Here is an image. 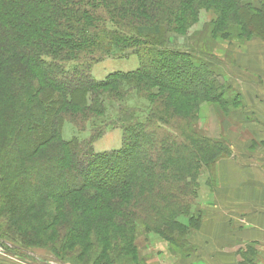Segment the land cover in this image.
<instances>
[{"label":"trees","instance_id":"obj_1","mask_svg":"<svg viewBox=\"0 0 264 264\" xmlns=\"http://www.w3.org/2000/svg\"><path fill=\"white\" fill-rule=\"evenodd\" d=\"M202 9L240 23L235 33L217 19L211 26L220 38L248 33L264 40V0H0V242L28 250L21 225L36 202L56 201L57 211L84 194L87 212L106 213L116 235L129 222L135 230L138 217L192 254L188 238L205 213L192 201L199 178L230 150L176 118L193 120L198 102L241 103L237 94L228 97L231 87L206 62L209 55L169 45L168 31L187 32ZM130 55L139 58L134 71L92 77L97 63ZM69 120L89 130L66 140ZM113 129L122 132L121 147L93 151ZM132 235L118 248L130 257Z\"/></svg>","mask_w":264,"mask_h":264},{"label":"rangeland","instance_id":"obj_2","mask_svg":"<svg viewBox=\"0 0 264 264\" xmlns=\"http://www.w3.org/2000/svg\"><path fill=\"white\" fill-rule=\"evenodd\" d=\"M214 11L213 9H202L198 14L196 22L187 32L168 31V37L171 36L169 45L176 46L177 48L189 47L199 52L196 53L197 57L199 54L201 56L203 54L209 55L205 57L206 62L222 78L223 76L226 77L229 85L231 84V90L228 94V97L231 98L236 93L233 90L232 74L229 69L233 66H239L247 54L256 56L259 50H263V48H258L257 45H262L264 40L248 33H242L240 36L233 34L227 39L220 38L218 34L213 33L215 28L211 26L217 19L224 22L223 26L226 29L228 28L235 33L238 32L240 23L233 21L231 25L227 24L226 20H221L218 15L219 12ZM168 28L170 29L171 26H168ZM250 28L254 30L252 26ZM139 65V58L136 55H130L126 59L108 58L94 65L91 74L94 79L103 80L110 73L132 72ZM184 103V110H187L186 108L189 105L187 101L182 102V104ZM191 109L195 110L194 119L176 118L179 123L181 122L182 125L185 124L188 127L189 125L194 127L196 132L203 134L204 137H208L213 141L222 142L229 149L233 147L234 143L242 148L243 146L241 145H244L242 141H248L249 137L246 127L241 126L239 122L237 125L236 123L232 124V117L237 118L243 109L242 103L234 102V104L226 105L220 104V102H198L194 103V107ZM84 127L86 131L89 130L84 122L69 120L64 125L63 136L66 140H70L75 131H80ZM86 131L85 133H81L80 136L83 138L88 137ZM121 145L122 132L119 129H113L106 132L100 139L95 140L91 148L96 153H100L119 149ZM49 157L51 155H45L44 159ZM207 169H205L206 171L199 178L200 185L196 188V195L192 200L198 206L201 207L202 205L205 209L214 205L217 201V197L215 196L219 194V191L216 192L217 189L215 190V188H218L217 168L212 166ZM55 176L57 175L54 174L53 177ZM60 180L61 182L62 180L70 182L68 176H63ZM61 182H58L57 185ZM22 190H25V188ZM46 191L42 190L44 194H47ZM44 194L40 196H45ZM18 195L19 193L16 197ZM83 195L76 194L72 195L73 198L71 199H65L57 211L56 201L36 202V211L25 215L23 218L24 222L21 225L22 230L26 232V235H23L24 240L31 248H28V250L21 249V251L16 250L10 247L12 245L11 241L4 239L6 244L0 242V261L9 264H38L41 262L48 264H136V262L139 263V254L143 255V250L146 246L161 248L162 245L168 246L169 251L171 250L170 252L174 255L176 254L183 258L188 256L187 252L182 253L174 245L171 246L164 237L145 229L142 226L143 224L138 222V217L136 222L139 224L135 230L132 228V225L130 226L131 222H129L121 229L122 233L116 235L117 231H119V229H114L113 225L116 222L113 220L111 224L108 223V220L105 218L106 213L98 215V212L93 214H90L89 211L87 212L85 201L82 199ZM32 196L33 194H31V200ZM179 198L176 197L177 202ZM181 199H183L182 196ZM82 209L85 211L84 215H81ZM16 214L15 220L21 217L20 213L16 212ZM4 216L6 217L7 215ZM10 216L13 217V215ZM3 219L5 218L3 217ZM6 220L9 222V219ZM120 220H122V217ZM132 221L134 220L132 219ZM76 230H80L79 234H77ZM130 234H133L131 243L133 242L136 245L135 251L132 252L135 254V258L132 257V253L130 257L118 249L124 247V243L126 244V239L128 240ZM104 246L109 248H106L107 252Z\"/></svg>","mask_w":264,"mask_h":264},{"label":"crops","instance_id":"obj_3","mask_svg":"<svg viewBox=\"0 0 264 264\" xmlns=\"http://www.w3.org/2000/svg\"><path fill=\"white\" fill-rule=\"evenodd\" d=\"M257 46L263 50L229 69L243 106L232 124L246 127L249 138L242 148L234 143L231 155L217 163L219 194L188 238L192 254L183 258L162 244L146 246L136 264H241L242 252L252 264H264V43Z\"/></svg>","mask_w":264,"mask_h":264}]
</instances>
